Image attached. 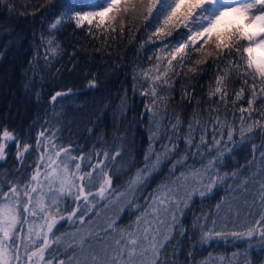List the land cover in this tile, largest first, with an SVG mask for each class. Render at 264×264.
<instances>
[{"label": "snow or ice", "instance_id": "obj_1", "mask_svg": "<svg viewBox=\"0 0 264 264\" xmlns=\"http://www.w3.org/2000/svg\"><path fill=\"white\" fill-rule=\"evenodd\" d=\"M0 3L12 7L11 0ZM139 3L144 6V0ZM48 4L52 7L47 37L40 34L46 62L58 54L60 45L55 34L66 24L87 28L89 34H93V27L105 33L109 28L115 32L117 15L136 7L129 5V0H88L90 11H78L68 0H48ZM143 20L154 25L146 43L159 42L157 51L162 53L139 74L148 82L141 95L152 98L146 110L155 128L149 137L144 166L137 169L126 192L114 198L109 171L123 167L131 155L124 148L123 135L114 136L111 143L102 141V146L92 152L73 155L71 144H59L51 128H43L31 144L0 125V161L6 160V149L14 144L15 159L20 165L6 181L7 191L0 189V264H169L162 259L167 246L176 241L172 253L175 256L182 238L193 246L228 237L255 240L264 246V151L259 161L254 157L241 166L258 165L250 176L239 168L230 173L220 171L224 160L249 142L257 130L264 135V0H147ZM180 29L184 30L180 40H168ZM200 52L212 56L218 68L215 86L208 91V99L215 107L209 109L207 120L194 114L181 135L179 116L174 122L169 120L168 125L162 124L168 107V97L162 93L179 75L177 69L191 64L192 54ZM206 62L207 58L195 61L197 65ZM188 70L197 71L195 67ZM133 78L135 81L136 76ZM237 79L240 88L230 92ZM87 87H97L96 80H90ZM71 93V89L56 92L51 101ZM185 97L190 98L187 93ZM242 100L247 107L238 104ZM221 105L225 109L229 105L238 108V128L235 114L231 122L226 113L221 118ZM253 113L259 118H254ZM158 140L161 147L156 150L151 142ZM180 140L185 144L182 152ZM36 153L39 154L29 173L27 159ZM197 156L199 167L187 163L190 157ZM165 165H170L167 182L158 185L145 204H139L136 193ZM222 186L226 195L215 204V210L201 211L185 227L183 217L194 198L198 196L203 201ZM69 199L71 204L66 203ZM109 206L115 209L114 214L102 217V211ZM133 207L138 215L131 224L121 227V213ZM257 207L259 210L254 212ZM37 219L41 223L33 227ZM60 221L69 223L74 231L60 232ZM187 255L193 256L191 248Z\"/></svg>", "mask_w": 264, "mask_h": 264}, {"label": "trees", "instance_id": "obj_2", "mask_svg": "<svg viewBox=\"0 0 264 264\" xmlns=\"http://www.w3.org/2000/svg\"><path fill=\"white\" fill-rule=\"evenodd\" d=\"M68 2L78 11L91 10L87 6L88 0ZM146 3L147 0H144V6H141L139 0H129V5L135 4V10L129 7L127 14L121 12L117 15L113 24L115 32L109 28L105 33L103 29L93 27V34H89L87 28L81 30L71 23L66 24L55 34L56 42L60 45L58 54L50 56L47 62L40 34L43 32L47 37L48 17L52 5L48 4V0H11L12 7L9 9L6 4L0 3V125L14 130L31 144L35 143L38 132L43 128H51L56 132L59 144H71L73 155L81 152L87 154L94 148L99 149L102 141L111 143L114 136L123 135L124 148L131 155L126 157L123 167L117 166L109 171L114 198L126 192L137 169L144 166L145 153L150 146L149 137L151 131H155L146 110L152 98L141 95L148 82L139 74L153 65L156 56L162 53L157 51L159 42L146 43L149 34L154 30L151 21L143 20ZM183 32V29H180L179 33L173 32L168 40L175 43L181 39ZM205 58L206 63H195L196 60ZM189 67H195L197 71L191 72ZM177 71L179 75L172 78V86L162 93L168 97L167 113L162 124L168 125L169 120L174 122L175 116H179L183 135L194 114L207 120L209 109L215 107L208 99V91L210 86H215L218 68L212 56L206 57L205 52H200L193 53L192 63ZM92 79L97 82L95 88L87 87ZM240 86L237 79L230 92L233 89L238 90ZM68 89L72 90L70 95L58 97L56 102L51 101L56 92ZM185 93L190 98H186ZM238 104L247 107L246 101L242 100ZM219 111L221 118L223 119L226 113L230 122L235 114L236 127H239L238 108L229 105L225 109L221 105ZM253 116L259 118L255 113ZM164 130L162 128L161 131ZM207 138L211 139L210 131ZM234 138L238 141L239 135L236 134ZM196 141H199V131L196 132ZM151 143L154 149H160L159 140ZM164 143H167V140ZM253 144L256 146L255 150L252 148ZM262 145L264 135L257 130L249 142L237 147L231 157L224 160L221 173H230L239 168L245 175L250 176L257 170L258 165L241 166H246L254 157L259 161L260 152L264 151ZM179 146L182 152L185 149L183 140H180ZM6 152L9 153L6 160L0 161V189L5 191L6 181L11 178V173L20 167L15 159V145L6 149ZM38 154H33L27 159V172L30 173ZM25 157H28L27 153ZM199 160L198 156L190 157L187 163L199 167ZM169 167L170 165L162 166L158 172L153 173L147 184L136 193L139 204H145L157 186L167 182ZM231 182L229 180V183ZM214 192V196L203 201L198 196L194 198L183 217L185 227H189L194 215H199L201 211H214L215 204L226 195L223 186ZM66 203L71 204V200ZM258 210V207L253 209L254 212ZM114 212L115 209L109 206L101 214L102 217L112 216ZM136 215V209L129 208L121 213L118 223L121 227L131 224ZM30 221L31 218L29 223ZM27 227L28 224H25V230ZM57 228L60 232L74 231V227L65 221H60ZM249 243L252 244L251 247ZM174 245L176 241L167 246V254L162 257L167 259L169 264L172 260H176L177 264H264V246L255 240L249 242L228 237L213 239L206 244L195 243L193 246L187 238H182L176 246V255L173 256ZM190 248L193 252L191 257L187 255Z\"/></svg>", "mask_w": 264, "mask_h": 264}, {"label": "rangeland", "instance_id": "obj_3", "mask_svg": "<svg viewBox=\"0 0 264 264\" xmlns=\"http://www.w3.org/2000/svg\"><path fill=\"white\" fill-rule=\"evenodd\" d=\"M30 223H32V218H31ZM40 223H41V221L37 219V220L35 221V223L33 224V227L38 226Z\"/></svg>", "mask_w": 264, "mask_h": 264}]
</instances>
